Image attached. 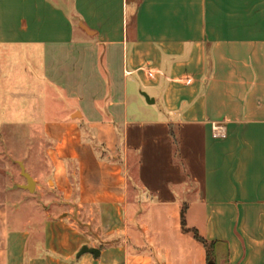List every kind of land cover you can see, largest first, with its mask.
Instances as JSON below:
<instances>
[{"label":"crops","instance_id":"obj_1","mask_svg":"<svg viewBox=\"0 0 264 264\" xmlns=\"http://www.w3.org/2000/svg\"><path fill=\"white\" fill-rule=\"evenodd\" d=\"M192 229L264 264V0H0V264H210Z\"/></svg>","mask_w":264,"mask_h":264},{"label":"rangeland","instance_id":"obj_2","mask_svg":"<svg viewBox=\"0 0 264 264\" xmlns=\"http://www.w3.org/2000/svg\"><path fill=\"white\" fill-rule=\"evenodd\" d=\"M19 131H22L21 129ZM33 144L35 145V152L34 153H28L26 152V145L27 144ZM48 141L41 137H35L31 139H27V137L22 138H3V146L8 153L9 151V159L10 162H12V170L13 173L17 174L20 177L21 172V164L19 162L21 161L24 163L26 170L27 165L35 172V173H42L43 170H46L49 168L48 160L46 159V155L44 153V145ZM15 150H24V151H15ZM17 160V161H16ZM25 179V177H24ZM224 249V247L222 248Z\"/></svg>","mask_w":264,"mask_h":264},{"label":"trees","instance_id":"obj_3","mask_svg":"<svg viewBox=\"0 0 264 264\" xmlns=\"http://www.w3.org/2000/svg\"><path fill=\"white\" fill-rule=\"evenodd\" d=\"M185 213H186V205L184 206L183 211H182V221L184 224V229L187 230L188 228L185 227V224H186ZM192 230L194 231L196 238L199 239L200 241H202L207 246L208 253H209L208 259L210 261V264H212L211 260L215 259L212 255L213 242H209L207 239H205L203 236H201L197 229H192Z\"/></svg>","mask_w":264,"mask_h":264},{"label":"water","instance_id":"obj_4","mask_svg":"<svg viewBox=\"0 0 264 264\" xmlns=\"http://www.w3.org/2000/svg\"><path fill=\"white\" fill-rule=\"evenodd\" d=\"M20 164H21V168H22V173L27 178V181H28L27 184H26V186L31 189L32 186L34 185V178L26 170V167H25L24 163L21 162ZM85 251H92V252L98 254L100 250L98 248H96V247H88V246L85 245V246L82 247V250H81L80 253H83Z\"/></svg>","mask_w":264,"mask_h":264},{"label":"built area","instance_id":"obj_5","mask_svg":"<svg viewBox=\"0 0 264 264\" xmlns=\"http://www.w3.org/2000/svg\"><path fill=\"white\" fill-rule=\"evenodd\" d=\"M216 135H224V134H219V133H216Z\"/></svg>","mask_w":264,"mask_h":264}]
</instances>
